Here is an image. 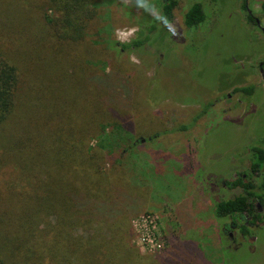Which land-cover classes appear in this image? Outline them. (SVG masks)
Returning a JSON list of instances; mask_svg holds the SVG:
<instances>
[{
    "label": "rangeland",
    "instance_id": "obj_1",
    "mask_svg": "<svg viewBox=\"0 0 264 264\" xmlns=\"http://www.w3.org/2000/svg\"><path fill=\"white\" fill-rule=\"evenodd\" d=\"M163 1L87 0L70 12L96 59L128 84L110 95L111 108L131 128L112 185L137 213L135 242L153 257L142 264H264V205L255 202L257 221L213 212L215 202L241 194L223 184L248 173L252 147L264 136V32L247 23L244 0H176L168 22ZM195 2L207 17L189 30L184 15ZM263 2L247 4L261 27ZM150 28L140 48L117 51ZM251 85V96L234 91Z\"/></svg>",
    "mask_w": 264,
    "mask_h": 264
},
{
    "label": "trees",
    "instance_id": "obj_2",
    "mask_svg": "<svg viewBox=\"0 0 264 264\" xmlns=\"http://www.w3.org/2000/svg\"><path fill=\"white\" fill-rule=\"evenodd\" d=\"M248 1L243 7L253 25ZM83 2L0 0V264L153 260L135 242L137 213L112 185L130 150L131 128L111 108L110 95L128 84L96 59L94 44L70 15ZM177 6L176 0L160 3L167 22ZM206 17L195 2L183 23L196 30ZM154 29L117 51L140 48ZM254 89L234 91L251 96ZM259 143L248 173L224 183L242 192L215 202L216 218L257 221L255 202L264 205V136Z\"/></svg>",
    "mask_w": 264,
    "mask_h": 264
},
{
    "label": "flooded vegetation",
    "instance_id": "obj_3",
    "mask_svg": "<svg viewBox=\"0 0 264 264\" xmlns=\"http://www.w3.org/2000/svg\"><path fill=\"white\" fill-rule=\"evenodd\" d=\"M246 10L248 11V13H249V15L251 16V18H252V20H253V25L256 27V28H258V29H260L262 32H264V27H261V25H260V19L258 18V17H255L249 10H248V7L246 6ZM263 13V12H262ZM262 16L264 17V13L262 14ZM264 65V61L263 62H261V63H259V72H260V70L261 69H263V66ZM223 185H225V184H223ZM259 206V205H258ZM237 219H241V216H238L237 217ZM234 221V220H233ZM235 225V223H232V226L231 227H233ZM241 226H243V225H241ZM229 228H230V226H227V228H226V226L224 227V230L228 233V236H229V238H230V240H231V242L233 243V244H236V239H235V237L233 236V234H231V230L229 231ZM243 232H242V231ZM241 230H240V233H239V235H240V237H244L245 236V233H246V230L244 229V228H241ZM245 231V232H244ZM247 235V234H246Z\"/></svg>",
    "mask_w": 264,
    "mask_h": 264
},
{
    "label": "water",
    "instance_id": "obj_4",
    "mask_svg": "<svg viewBox=\"0 0 264 264\" xmlns=\"http://www.w3.org/2000/svg\"><path fill=\"white\" fill-rule=\"evenodd\" d=\"M260 75H261V77L264 79V71H263V69H261L260 70ZM144 140H141V142H143Z\"/></svg>",
    "mask_w": 264,
    "mask_h": 264
},
{
    "label": "built area",
    "instance_id": "obj_5",
    "mask_svg": "<svg viewBox=\"0 0 264 264\" xmlns=\"http://www.w3.org/2000/svg\"><path fill=\"white\" fill-rule=\"evenodd\" d=\"M134 222H135V221H132V225H133L134 231H135V233H136L137 231H136V228H135V226H134Z\"/></svg>",
    "mask_w": 264,
    "mask_h": 264
}]
</instances>
